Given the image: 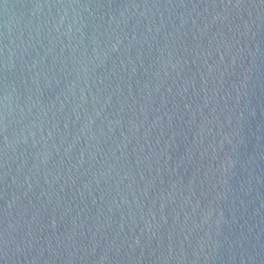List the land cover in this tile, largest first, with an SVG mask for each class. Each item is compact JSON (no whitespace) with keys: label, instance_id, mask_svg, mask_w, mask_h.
I'll list each match as a JSON object with an SVG mask.
<instances>
[{"label":"water","instance_id":"obj_1","mask_svg":"<svg viewBox=\"0 0 264 264\" xmlns=\"http://www.w3.org/2000/svg\"><path fill=\"white\" fill-rule=\"evenodd\" d=\"M0 264H264V0H0Z\"/></svg>","mask_w":264,"mask_h":264}]
</instances>
